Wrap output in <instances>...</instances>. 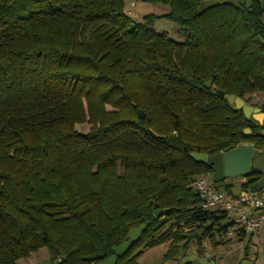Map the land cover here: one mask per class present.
<instances>
[{
	"label": "trees",
	"instance_id": "1",
	"mask_svg": "<svg viewBox=\"0 0 264 264\" xmlns=\"http://www.w3.org/2000/svg\"><path fill=\"white\" fill-rule=\"evenodd\" d=\"M139 1L169 12L136 23L124 0H0V264L40 249L48 264H99L142 225L115 264L227 242V216L202 211L192 188L212 168L190 155L264 152V124L216 94L264 111L251 103L264 98V0H214L203 14L206 0ZM159 19L182 40L153 31ZM259 178L251 169L241 189Z\"/></svg>",
	"mask_w": 264,
	"mask_h": 264
},
{
	"label": "water",
	"instance_id": "2",
	"mask_svg": "<svg viewBox=\"0 0 264 264\" xmlns=\"http://www.w3.org/2000/svg\"><path fill=\"white\" fill-rule=\"evenodd\" d=\"M262 3V2H261ZM227 5H234L233 0L225 1ZM216 2L214 0H206L201 2L198 7V13L203 14L206 10L214 7ZM264 18V13H263ZM211 82L206 84V87L211 86ZM219 98L224 99L228 104L233 105L236 111H241L245 119H252L257 124L262 126L264 124V112L258 108L246 105L245 102L239 97L234 95L225 94L222 91H216ZM137 116L143 118L144 115L142 111H137ZM244 135L246 137L250 136V130H244ZM190 158L199 164H208L212 168V183L218 184L223 181L236 180L249 177L250 170H255L260 178L257 182V187H264V152H259L255 150L251 145H240L231 150L221 152L214 156H207L206 154L193 153ZM241 191V187L237 186L230 190L232 197H237ZM157 211L155 214L157 215ZM209 223V227L211 226ZM146 229V225H142L140 228L133 229L129 232V239L120 245L113 248V256L100 262L99 264H115L118 258L123 257L131 248V246L137 242L143 232ZM201 236V233H199ZM196 255H190L180 261V264H187L195 260ZM90 260V258H89ZM200 264H204V260L199 261ZM248 264H253L252 262Z\"/></svg>",
	"mask_w": 264,
	"mask_h": 264
},
{
	"label": "rangeland",
	"instance_id": "3",
	"mask_svg": "<svg viewBox=\"0 0 264 264\" xmlns=\"http://www.w3.org/2000/svg\"><path fill=\"white\" fill-rule=\"evenodd\" d=\"M124 2L126 14L132 19L133 22L136 23H142L143 17L147 15L161 16L169 12V8L161 4L142 3L139 0H124ZM151 29L159 34H167L168 37L174 41L179 42L182 40L180 37L179 27L166 19L155 20L151 26ZM251 103L255 105L261 104V102L256 98H253ZM107 109L110 110L109 107H107ZM89 128L90 126L87 124L75 126L76 131L81 134L88 133ZM261 133L264 134V129L261 131ZM205 177L208 184H214L212 183L210 176ZM243 181L244 180L236 179L228 180L226 181V183L238 185ZM216 187L221 193L225 194L220 184H216ZM228 223L229 220L222 221L220 223V226H225ZM225 240H227V242L224 245L218 246L215 252L208 251L207 243L203 242V245L206 247L205 250L208 253V256L214 258L218 257L220 260H222V262H229L233 260V258L236 260L238 258L241 247L247 245V241H249L248 248L257 251L258 260L256 264H264V226L258 230L257 234L252 237V240H250V237L246 238L243 242H240L236 239ZM167 247V244H163L154 248L146 249L142 256L139 258L138 264H178L179 260L166 263L162 262V256L166 252ZM191 250L193 249L191 248ZM46 257V250L40 249L37 253L33 254L30 257V261L32 264H48ZM19 264H25L24 260H21Z\"/></svg>",
	"mask_w": 264,
	"mask_h": 264
},
{
	"label": "built area",
	"instance_id": "4",
	"mask_svg": "<svg viewBox=\"0 0 264 264\" xmlns=\"http://www.w3.org/2000/svg\"><path fill=\"white\" fill-rule=\"evenodd\" d=\"M204 212L224 213L230 223L224 239H240L254 236L264 226V187L256 192L241 190L237 197L221 193L205 176H199L192 184Z\"/></svg>",
	"mask_w": 264,
	"mask_h": 264
},
{
	"label": "flooded vegetation",
	"instance_id": "5",
	"mask_svg": "<svg viewBox=\"0 0 264 264\" xmlns=\"http://www.w3.org/2000/svg\"><path fill=\"white\" fill-rule=\"evenodd\" d=\"M222 183H226V181H223ZM237 186H240V184L234 185L233 187H237ZM211 227H212V224H211ZM204 231H205V228H203L201 230V232H199V233H201V235H202L204 233ZM205 242L207 243L208 251H212V252L216 251L217 247L215 249H212L211 246L209 245V243L207 241H205ZM248 243H249V241H247V245H244L241 247L238 258L236 260L233 258V260H231L229 262H227V261L222 262V260H220L218 257L217 258L209 257L208 253L205 250L206 247L203 245V243L201 244L200 247H197L195 244H191L187 250L186 255L183 256L181 259H179L178 264H180V261L182 259H184L190 255H196V257H195V260H193L187 264H200L199 263L200 260H204V264H248L250 262H252L253 264H256V262L258 260L257 251H254V250H251L250 248H248ZM191 248L193 250H191ZM144 251H143V253H144Z\"/></svg>",
	"mask_w": 264,
	"mask_h": 264
},
{
	"label": "crops",
	"instance_id": "6",
	"mask_svg": "<svg viewBox=\"0 0 264 264\" xmlns=\"http://www.w3.org/2000/svg\"><path fill=\"white\" fill-rule=\"evenodd\" d=\"M258 101H260L261 103H263L264 102V98L263 97H257V96H254ZM259 109V108H258ZM262 112H264V111H262ZM234 186V185H233ZM233 188H235V187H233ZM232 188V189H233ZM241 190H243V189H241ZM257 234V233H256ZM252 237L253 236H250V239L252 240ZM246 238H244L242 241H240V242H243L244 240H245ZM31 257V256H30ZM30 257L28 258V259H26V260H24V262H25V264H32L31 263V261H30ZM47 258V257H46ZM21 261H18L17 262V264H19Z\"/></svg>",
	"mask_w": 264,
	"mask_h": 264
}]
</instances>
